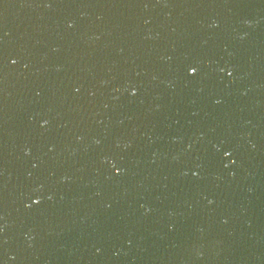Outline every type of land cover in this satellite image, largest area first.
<instances>
[{"label":"water","instance_id":"obj_1","mask_svg":"<svg viewBox=\"0 0 264 264\" xmlns=\"http://www.w3.org/2000/svg\"><path fill=\"white\" fill-rule=\"evenodd\" d=\"M0 264H264V0H0Z\"/></svg>","mask_w":264,"mask_h":264}]
</instances>
